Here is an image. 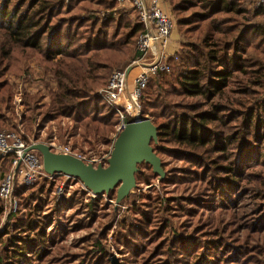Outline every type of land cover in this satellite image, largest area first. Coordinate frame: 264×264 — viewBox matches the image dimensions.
Returning a JSON list of instances; mask_svg holds the SVG:
<instances>
[{"label":"trees","instance_id":"1","mask_svg":"<svg viewBox=\"0 0 264 264\" xmlns=\"http://www.w3.org/2000/svg\"><path fill=\"white\" fill-rule=\"evenodd\" d=\"M167 1L179 34L176 58L139 99L141 116L157 129L150 144L164 175L138 163L117 220L103 196L115 200L116 188L84 197L65 186L53 203V179L15 185L17 208L0 230V264H110L109 245L120 264H264V4ZM115 5L0 0V130L22 127L24 141L50 142L52 130L42 139L40 130L65 119L57 122V142L72 139L71 150L87 158L109 153L120 119L97 89L139 55L143 30L136 14ZM92 7L109 11L102 19L83 13ZM28 59L56 83L26 92L17 128L8 74ZM10 161V154L0 159V177ZM65 208L71 212L61 221ZM80 231L69 249L67 237Z\"/></svg>","mask_w":264,"mask_h":264},{"label":"built area","instance_id":"2","mask_svg":"<svg viewBox=\"0 0 264 264\" xmlns=\"http://www.w3.org/2000/svg\"><path fill=\"white\" fill-rule=\"evenodd\" d=\"M118 2L126 3L133 10L141 21L143 30L136 39V50L139 55L124 69L112 71L106 84L98 90L101 99L119 115L117 135L130 121L128 117L135 119L141 116L139 99L148 80L159 72L169 71V59L176 58V51L168 48L174 19L164 12L161 0H118ZM259 2L264 4V0ZM34 142V139L24 141L13 131L0 130V159L7 154L11 155L9 167L0 177V198L4 204V212H10L16 207V199L12 195L15 185H31L39 178H52L60 174H49L45 171L41 154L31 148ZM41 142L49 145L54 152L72 154L95 164L94 160L85 159L72 151L67 144H58L52 140Z\"/></svg>","mask_w":264,"mask_h":264},{"label":"water","instance_id":"3","mask_svg":"<svg viewBox=\"0 0 264 264\" xmlns=\"http://www.w3.org/2000/svg\"><path fill=\"white\" fill-rule=\"evenodd\" d=\"M156 137V126L148 117L139 116L128 121L115 137L106 165H94L72 154L54 152L41 141L35 140L31 148L41 154L43 167L49 174L72 176L94 195H102L116 188L115 202L118 204L135 186L134 174L138 163H149L153 172L161 177L164 175L160 158L150 144ZM110 259L112 264H117V258L111 256Z\"/></svg>","mask_w":264,"mask_h":264},{"label":"rangeland","instance_id":"4","mask_svg":"<svg viewBox=\"0 0 264 264\" xmlns=\"http://www.w3.org/2000/svg\"><path fill=\"white\" fill-rule=\"evenodd\" d=\"M115 1H116L115 7L117 9H121L122 11L123 10L129 11L130 15H133V16L135 15L133 10L126 3L119 4L118 0H115ZM161 1H162L161 6H162V9L164 10V12L171 15L174 19L173 31L174 32L176 31L178 33L177 26H176V18L174 17V15L171 12V6H170L169 2L167 0H161ZM164 7H165V9H164ZM84 11H83V13H88L92 17L102 19V13H104V15H105V13H107L109 10L105 9V8H101V7H92V8L87 9L85 12ZM169 40H170V37H169ZM135 49H136V42H135ZM134 58L135 57L130 58L128 63L125 64L123 67L125 68ZM25 65H26L25 66L26 68L24 67V69H25L24 70V69H22L20 63L16 64V71L8 74L9 82L14 85V91L12 94V100H11L12 104L11 105L13 106L12 109H13L14 118H16L18 120L15 122L17 125V128L20 127V123H18V122H20L21 119H23V117L26 113L25 106L22 104L23 99L26 95V92L27 93H35L36 90L39 88L44 90L45 84H48L49 88H51V87H54L55 83H56V81H54L55 78H54V75L52 74V72L45 70L44 67L42 65H40L39 63H37V61H35L34 59L26 60ZM124 68H122V69H124ZM22 70H24V71H22ZM114 70H118V69H114ZM101 87H102V85L100 87H98L97 90H99V88H101ZM19 93H20V95H19ZM49 97L50 96L47 95L46 100L43 99V101L45 102V101L49 100ZM59 121H60L61 125H64L67 123V120H65V119H60ZM59 121L53 120L51 122L46 123L45 127L42 128L39 132L41 139L46 135V131H47L46 127H49L48 129H51L52 133H53V137L51 140L54 141L55 143H58V144H65L62 142H57V140H55L56 131H57V122H59ZM1 129L2 130L3 129L9 130L6 127H3ZM12 130H14L16 134L24 133V131H23L24 129L22 127L19 128V130H18L19 132L15 129H11L9 131H12ZM116 136H117V132H115V134L113 136V141H114ZM28 138L32 139L33 137L29 136ZM39 141H42V140H39ZM67 145H69V146L72 145V139L70 141H68ZM111 148H112V145L110 146V150H111ZM76 153H78V152L76 151ZM108 156H109V153L100 154V156H92L91 158H87L86 156H83V157L85 159H88V160H94L95 165H97L98 163L106 165V159L108 158ZM43 178H45V177H43ZM46 179L47 180L53 179L55 181L54 183L57 185V190H56V194L54 195V198H53V203H58L60 197L63 194V189L65 186L67 187V190H69V191L76 190L79 192H83L84 197H96V195L92 194L91 191L86 189V187H84L83 184L79 180H77L76 178H74L72 176L67 177V175H65V174H56L52 178H46ZM149 187H151V185L144 186L143 190H145ZM103 196H105V198L104 197L103 198L107 202L108 208L112 209L114 211V213H116V220L120 219L123 216L124 209H126L127 207L121 205L120 203L117 204L115 202V200L107 198V196L105 194ZM16 208H17V202H16V207H15V209L12 210V212L16 211ZM70 212L71 211L67 210L66 208L63 209L60 213V216H59L60 220L63 221L64 218L66 217V215H68ZM8 213L9 212H4L0 217V230L2 228H4V225L7 221V217H9ZM114 227H115V223L112 225V228L107 233L108 245H109V243L111 244L110 238H111ZM83 233H84V231H80V232L74 233V234L71 233L67 237V239L65 241V245L69 249L74 250V248L71 246L74 242V238L80 234H83ZM109 249L112 252L111 255L109 256L110 264H112L111 259H110L111 256H114L115 258H117V264H120V258H121L120 254L114 249L113 246L110 247V245H109Z\"/></svg>","mask_w":264,"mask_h":264},{"label":"crops","instance_id":"5","mask_svg":"<svg viewBox=\"0 0 264 264\" xmlns=\"http://www.w3.org/2000/svg\"><path fill=\"white\" fill-rule=\"evenodd\" d=\"M164 9H165V7H164ZM178 39H179L178 33L176 31L175 32L172 31V33L170 35V40L168 41V48L170 50L176 51L178 49Z\"/></svg>","mask_w":264,"mask_h":264}]
</instances>
